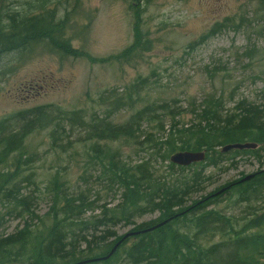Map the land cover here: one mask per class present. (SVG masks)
<instances>
[{"label": "rangeland", "instance_id": "obj_1", "mask_svg": "<svg viewBox=\"0 0 264 264\" xmlns=\"http://www.w3.org/2000/svg\"><path fill=\"white\" fill-rule=\"evenodd\" d=\"M0 15L5 22L8 15L28 19L26 27L37 34L25 40L27 48L1 55L0 119L46 108L53 117H61L59 132H63L58 147L51 137L58 122L26 136L31 159L18 174L31 175L30 181L13 175L19 152L0 165V236L28 223L42 224L34 217H43L54 205L46 188L56 172L72 187L70 192L88 188L97 205L107 202L109 208L115 207L120 194L104 191L102 166L91 164L97 149L119 152V158L132 166L151 159L156 176L176 183L183 174H172L161 154L155 156L147 141L149 133L155 142H164L172 123L178 129L190 127L195 123L193 110L202 111L214 98L224 115L238 106L264 113V0H0ZM34 16L43 21L38 24V19L31 20ZM50 23L56 26L50 29L55 31L52 38L38 34ZM61 30L69 52L57 46L62 43ZM140 34L143 46L132 47ZM117 54L122 56L115 58ZM29 84L30 92L27 87L22 91ZM115 99L117 108L112 106ZM164 103L167 110L157 108L155 122L138 121L136 140L88 136L95 117L124 124L146 105ZM159 121L165 131H159ZM197 164L195 169L200 168ZM263 166L264 159L249 154L223 161L206 170L213 179L203 183L205 191H195L191 197L206 195ZM84 174L86 180L80 179ZM23 197L29 198L25 209L30 207L34 217L23 215ZM221 202L227 211L237 208L227 195ZM89 215L90 211L84 218ZM158 218V212L148 213L134 222ZM133 228L125 221L114 227L120 236Z\"/></svg>", "mask_w": 264, "mask_h": 264}, {"label": "trees", "instance_id": "obj_2", "mask_svg": "<svg viewBox=\"0 0 264 264\" xmlns=\"http://www.w3.org/2000/svg\"><path fill=\"white\" fill-rule=\"evenodd\" d=\"M17 18L8 15V21L5 22L3 15H0V59L9 50L27 48L25 40L37 35L34 34L36 31L31 34L26 27L28 19ZM32 19L38 18L34 16ZM41 21L38 19V24ZM52 27L56 28L53 23L48 27L41 26L38 34L48 33L52 38L55 33L50 30ZM63 37L61 30L59 41L62 43L57 46L61 52H69L71 49L69 44L62 41ZM141 43L140 34L136 45L132 47L139 48L143 46ZM144 48L147 49V46ZM128 52H124L123 56ZM119 56L122 55L117 54L115 58ZM26 87L30 92L31 84L24 86L22 91ZM130 99L132 104L133 100ZM219 103L214 98L206 101L202 111L193 110L195 123L190 127L178 129L172 123L164 142H155L149 133L147 141H151L150 147L154 146L155 156L161 154L163 161L167 162L166 168H170L172 174L175 171L183 174L176 183L167 181L165 176H156L157 170L151 159L132 166L119 158V152L97 149L91 157V164L99 163L102 166L100 179L106 183L104 191L120 194L121 198L115 207L109 208L107 202L97 205L91 199L88 188L79 187L70 192L72 187L61 173L56 172L46 188L47 194L52 197L53 207L43 217H34L30 207L25 209L29 198L23 197V215H31L42 224L28 223L14 233L0 236V264H76L89 259H101L111 252L124 235L138 231L125 238L111 258L83 264H264V166L253 172L255 175L249 181L240 182L246 176L243 174L240 179L220 185L206 195L194 200L191 197L195 191H205L203 183L213 179L212 175L205 174L208 168H217L221 162L236 159L242 154L264 159V113L252 106H238L234 113L227 112L224 115L220 112ZM112 106L117 108L120 104H116L115 99ZM167 107V103L148 104L133 114L129 121L119 125L107 118L95 117L92 125H89L88 136L99 140H117L121 137L136 140L138 121L146 118L149 122H155L157 108L167 110ZM46 110L26 109L10 119H0V165L7 162L13 153L19 152L15 158L17 171L13 175L20 181L31 180L29 174H18L21 165L31 159L25 149L26 136L44 124L58 122L51 133L53 145L58 147L62 138L63 132H59L61 117H53ZM158 129L165 131L163 121H159ZM251 141L259 146L251 150L222 152V148L230 143ZM192 150L206 152L204 162L196 165L199 169L193 167L195 164L180 167L171 162V154ZM188 170L193 172L185 174ZM86 178V174L80 177L82 180ZM17 184L15 182L13 187ZM224 187H227L225 192L215 195ZM226 195L237 208L227 211L220 206ZM88 211L91 215L84 218ZM156 212L159 213L157 220L135 224V217ZM124 221L134 228L120 236L114 227ZM164 221L168 222L148 230Z\"/></svg>", "mask_w": 264, "mask_h": 264}, {"label": "water", "instance_id": "obj_3", "mask_svg": "<svg viewBox=\"0 0 264 264\" xmlns=\"http://www.w3.org/2000/svg\"><path fill=\"white\" fill-rule=\"evenodd\" d=\"M258 147V143L256 142H239V143H230L226 146H224L222 148V151L223 152H228L230 150H243V149H247V150H251V149H256ZM206 152L205 150L204 151H180V152H175L173 154H171V162L178 165V166H190L192 165L193 163H196V162H203L206 158ZM255 175V173L253 174H249V175H246L244 176V178L241 179L240 182H245V181H249L251 179H253V176ZM227 189V187H224L222 189H220L217 193H215V195H218V194H221L223 192H225ZM172 219V217H171ZM169 219V221L171 220ZM168 221H164V222H161L159 223L158 225H155L151 228H148V230H153V229H156V228H159L161 225L167 223ZM148 230H145V231H148ZM143 232V231H142ZM136 233H139L136 232ZM136 233H127L126 235H124V237L122 239H120L118 241V243L113 247V249L111 250V252L102 257L101 259H109L113 256V253L117 250V248L123 243L124 239L129 237L130 235H135ZM101 259H89L87 261H80L76 264H83V263H87V262H90V261H96V260H101Z\"/></svg>", "mask_w": 264, "mask_h": 264}, {"label": "bare ground", "instance_id": "obj_4", "mask_svg": "<svg viewBox=\"0 0 264 264\" xmlns=\"http://www.w3.org/2000/svg\"><path fill=\"white\" fill-rule=\"evenodd\" d=\"M259 146V145H258ZM195 151V150H194ZM231 151V150H230ZM223 152V151H222ZM224 153H228V152H224ZM206 155V154H205ZM170 160H171V158H170ZM204 162V161H203ZM196 163H200V162H196ZM196 163H193V164H196ZM192 164V165H193ZM192 165H190V166H192ZM176 166H178V165H176ZM181 167V166H180ZM184 167H188V166H184ZM209 205V204H208ZM250 205V204H249ZM208 212V211H207ZM245 221V220H244ZM258 239V238H257ZM83 241V240H82Z\"/></svg>", "mask_w": 264, "mask_h": 264}]
</instances>
